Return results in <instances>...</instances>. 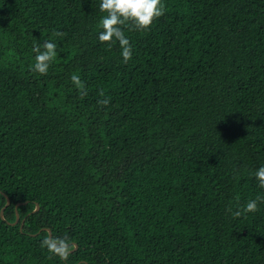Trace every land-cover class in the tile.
<instances>
[{"label":"trees","instance_id":"trees-1","mask_svg":"<svg viewBox=\"0 0 264 264\" xmlns=\"http://www.w3.org/2000/svg\"><path fill=\"white\" fill-rule=\"evenodd\" d=\"M162 3L124 63L100 0H0V264H264V0Z\"/></svg>","mask_w":264,"mask_h":264},{"label":"clouds","instance_id":"clouds-1","mask_svg":"<svg viewBox=\"0 0 264 264\" xmlns=\"http://www.w3.org/2000/svg\"><path fill=\"white\" fill-rule=\"evenodd\" d=\"M99 10L106 13L100 18L101 31L98 33V40L109 45L119 42L123 62L127 63L132 58V45L125 35L124 28L129 27L133 30L144 31L150 29L155 20L164 15L165 5L162 0H100ZM53 36H62L59 31H54ZM57 44L52 40H46L43 44L34 43L33 52L35 53V63L31 70L44 76L48 74L51 63L57 56ZM71 81L79 90L81 98L87 95L83 82L79 75L73 74ZM100 96H105L104 91L100 90ZM102 106L110 103V98L105 97L97 101ZM258 185L264 188V164L259 166L254 172ZM258 202H264V196H257L246 203L241 209L233 212L234 217L242 214L254 213L258 210ZM228 211H232L231 208ZM41 247L67 260L75 248V243L68 237H57L53 234L45 236L41 241Z\"/></svg>","mask_w":264,"mask_h":264},{"label":"water","instance_id":"water-1","mask_svg":"<svg viewBox=\"0 0 264 264\" xmlns=\"http://www.w3.org/2000/svg\"><path fill=\"white\" fill-rule=\"evenodd\" d=\"M20 203V202H19ZM9 204V198L6 196V202H5V204L2 206V208L0 209V216L2 217L3 216V210H4V208L7 206ZM16 205H18V203L17 204H15V206ZM39 208V205L36 203V205H35V208L32 210L33 212L34 211H36L37 209ZM18 218H19V215H18V212L16 211V217H15V220L12 222V224H15L17 221H18ZM48 231H49V229H48ZM49 234H50V232H49ZM76 244H75V248H76ZM74 248V249H75ZM73 249V250H74Z\"/></svg>","mask_w":264,"mask_h":264}]
</instances>
